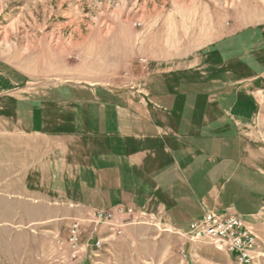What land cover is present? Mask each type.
<instances>
[{
	"label": "rangeland",
	"instance_id": "rangeland-1",
	"mask_svg": "<svg viewBox=\"0 0 264 264\" xmlns=\"http://www.w3.org/2000/svg\"><path fill=\"white\" fill-rule=\"evenodd\" d=\"M208 213L264 253V0H0V264H241Z\"/></svg>",
	"mask_w": 264,
	"mask_h": 264
},
{
	"label": "built area",
	"instance_id": "built-area-1",
	"mask_svg": "<svg viewBox=\"0 0 264 264\" xmlns=\"http://www.w3.org/2000/svg\"><path fill=\"white\" fill-rule=\"evenodd\" d=\"M132 213V211H130ZM125 212H121L119 216L123 217ZM104 216V215H103ZM102 216V217H103ZM107 217V216H106ZM110 219V216L103 219L104 222ZM229 222L221 221V218L214 215L213 213H208L203 217V220L198 224L191 225L189 227L188 235L196 241L199 240H209L212 243H218L219 250H227L230 254L237 257L241 264H251V256L254 254L257 255V258L264 257V253H258V250L255 246H252L251 249H247L248 254L240 249L239 242H246L250 245L254 241V238L260 239L259 236L255 233H250L249 229L246 228V224H243V219L236 215H231L228 218ZM241 231L244 232V237L241 238ZM235 237V238H234ZM247 238V239H246ZM75 238L71 239V244L74 248H77V243L74 242ZM235 241H238L236 245ZM97 249H101V246L98 242L94 243ZM251 246V245H250ZM242 248V247H241Z\"/></svg>",
	"mask_w": 264,
	"mask_h": 264
},
{
	"label": "bare ground",
	"instance_id": "bare-ground-1",
	"mask_svg": "<svg viewBox=\"0 0 264 264\" xmlns=\"http://www.w3.org/2000/svg\"><path fill=\"white\" fill-rule=\"evenodd\" d=\"M243 224H245L244 221H243ZM246 228L249 229V232H250V233H254V232L250 229V227L247 226V224H246ZM216 245L218 246V243H216ZM216 245H215V246H216ZM226 251H227V250H226ZM228 252H229V251H228Z\"/></svg>",
	"mask_w": 264,
	"mask_h": 264
}]
</instances>
